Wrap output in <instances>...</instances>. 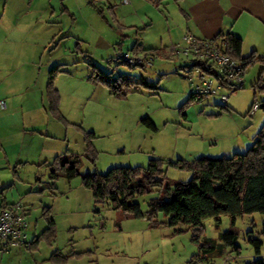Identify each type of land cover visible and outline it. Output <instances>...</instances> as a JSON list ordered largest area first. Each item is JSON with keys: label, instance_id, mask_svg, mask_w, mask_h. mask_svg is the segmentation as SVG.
<instances>
[{"label": "crops", "instance_id": "crops-1", "mask_svg": "<svg viewBox=\"0 0 264 264\" xmlns=\"http://www.w3.org/2000/svg\"><path fill=\"white\" fill-rule=\"evenodd\" d=\"M9 2L10 0H6L0 5L1 13L8 8ZM23 2V11L18 12L16 17H24L26 12L32 11L35 19L27 21L37 23L40 17L47 20L57 14L51 4L52 0ZM76 2L77 0H58L61 15L67 14L71 21L68 29L76 22L72 12ZM83 5L104 24H89L90 29L88 26L86 32L73 35L64 33L53 47L56 35L51 39H48V36H0V100L6 103L5 109L0 108V209L17 201L23 204L29 223L26 238L30 243L27 247H12L7 251L0 249V264H114L118 257L126 261L127 256H137L133 255V243L140 245L146 254L134 257L137 264H148L147 256L150 251L154 247L162 246L164 237L181 230L180 226L169 227L162 223L166 218L161 214L156 218L158 223L153 224L146 217L135 218L127 212L113 210L106 205L96 206L91 191L82 185L80 176H77L79 180H76L77 177L68 179L63 175L52 178V163L57 156L75 154L86 159V133H93L94 139L98 137L95 127H85L77 123L80 120V110L78 114L75 98L83 93L85 84L81 78L86 79L85 73L82 77L76 76L81 68L85 71V66L81 67L80 61L92 68V74L98 71L108 74L106 78L109 80H115L118 75L133 80V75L121 71L123 69L118 67L112 57L107 62L110 68L107 72L100 70L90 60H78L77 55L82 52L79 40L75 43L72 56L70 49L61 46L65 41H69V36H96L95 39L89 38L87 41L84 39L87 46L90 42L99 47L108 44L115 48V45L117 48L114 50L117 53L153 51L157 53L156 58H162L165 62L172 61L182 72L177 76L185 80V100L182 104L189 98L188 80L180 67L185 60L171 55L169 45L180 41L185 32L197 37H216L219 34L232 33L242 40V56L245 54L246 44L257 51V37L264 40V36L250 34L257 29L256 24L260 25L258 28L264 32V0H129L127 4L122 0H83ZM243 16L246 17L243 18L246 22L240 25L238 21ZM102 36H112L113 39L109 42ZM46 48L49 53L43 62ZM65 51L71 59L58 61V57L66 56L62 54L56 56L57 61H51V55ZM114 63L116 70H120L116 75L115 69H111ZM54 68L56 74L53 88L57 92V112L52 111L47 95L49 76ZM141 68L144 71L148 69ZM133 81L156 85L161 81V76L153 82L144 78L138 69L137 78ZM100 82L105 85L109 97L113 99H126L132 93L118 98L110 94L104 82ZM140 88L151 90L152 94H155L153 90L157 89L140 86L133 92ZM201 100L202 98L195 101ZM179 109L181 110V107ZM181 115L186 117L185 113ZM145 117L152 121L148 114L142 115L140 121ZM71 127L77 131V134H74L73 147L68 137ZM246 142L231 141L221 156L239 152ZM201 143L204 145V140H193L191 145H196L195 147L187 145L184 150L169 151L167 159L164 160L215 157L210 149L202 147ZM150 158L154 157L148 155L147 160ZM86 160L93 169L80 172L81 175L101 172L95 164ZM95 208L99 210L97 213ZM46 215L54 221V231L51 235L43 233L48 227ZM167 229H170L171 234Z\"/></svg>", "mask_w": 264, "mask_h": 264}, {"label": "rangeland", "instance_id": "rangeland-1", "mask_svg": "<svg viewBox=\"0 0 264 264\" xmlns=\"http://www.w3.org/2000/svg\"><path fill=\"white\" fill-rule=\"evenodd\" d=\"M5 1L0 0V5L2 6ZM23 1L10 0L5 12H0V36H48V39H51L52 36L56 35L53 47L60 41L64 33L73 35L78 32H86L88 26L90 29L89 24L93 26H97L96 23L104 24L101 23L96 14L88 11L89 8L83 5V0H77L76 7L72 8L76 22L71 25V29H68L69 22H71L68 15H61L58 0H52L51 3L57 11L56 15L47 18V20L40 17L37 23L27 21L35 19L32 11L26 12L24 17H16L18 12L23 11ZM243 18L246 17L243 16L238 21L240 25L246 22ZM108 19L111 22L110 17ZM255 26L257 29L250 34L252 36H264V32L258 28L260 25L256 24ZM244 28L246 29V26ZM104 29L108 30L107 27ZM94 37L96 36H69V41H65L61 46L67 50L70 49V54L73 56L75 43L79 40L82 52L78 53L80 57L77 55V59L90 60L104 72L109 71L107 62L112 57L114 62L118 63V67L123 69L121 71L133 75V80L137 78L138 69L144 78L153 82H156L161 76V81L156 84L157 89L153 90L155 94H152L151 90L140 88V90L132 91L126 99H113V97H109L105 85L94 78L91 72L92 68H88L87 63L85 65L82 60L80 61L81 67L85 66V71L81 68L77 71L76 76L82 77L85 73L86 79L81 78L85 84L83 93L75 98L78 114L80 110V120L77 123L81 126L97 129L98 137L93 139V145L97 151L95 166L101 172H106L111 166L129 164H140L147 167L148 155L149 157L167 159L169 151L184 150L187 145L195 147L196 145H191L193 140L197 142L204 140V145L201 143V146L209 148L215 157L221 156L225 147L229 146L233 140L247 141L241 146L239 152H245L248 145H251L252 136L258 132L264 122V111L261 107L255 113L250 114V108L254 101L260 104L264 102L262 61L264 58V40L257 37L256 41L258 42L255 44L257 51L252 50V46L248 47L246 44L243 57L253 53L255 59L245 65L244 86L230 94L226 104L228 109H225L217 95L204 96L201 101L182 104L185 100L183 94L185 80L177 76L182 72H180L178 65L172 61H167V63L158 57L154 66L145 71L137 66L128 68L131 65H125L116 59L117 51L114 49L117 47L115 45V48L108 44L99 47L90 42L87 46L84 39L87 41L89 38L95 39ZM102 37L109 42L113 39L112 36ZM49 45H51V41ZM45 51L43 62H45L44 59L47 57L49 49L46 48ZM62 54H66V56L59 58L58 56ZM51 56H53L51 61H57V57L58 61L71 59L67 51L65 53L56 52ZM116 63H114V67H111V69H115L114 75L120 71L116 70ZM184 64L189 63L182 62L180 67L183 69L185 68ZM71 70L73 71V69ZM260 77L262 78L257 86ZM183 113L186 115L185 118L181 115ZM145 114L151 116L156 126L155 131L147 128L140 121V117ZM68 133L73 147L75 145L74 134H77V131L71 127ZM87 169L92 170L93 167L82 157L79 171L85 172ZM166 176L169 180L175 181L187 180L191 174L186 170L168 168ZM76 180H79V177ZM156 195L157 192L153 191L137 198L142 210L146 209L149 199ZM263 222L264 215L260 212L236 216L235 220H232L228 215H221L218 221L215 218H207L202 221L198 242L192 241L193 235L198 234L197 230L180 225L181 230L174 231L173 235L164 237L162 246L154 247L150 251L147 256L148 264H251L257 257L264 259ZM167 232L171 234L170 229H167ZM226 232L234 234L232 244L225 241L224 233ZM254 239L261 242L258 249L253 242ZM208 240L210 242L205 245ZM133 245L135 250L133 255L137 256H127L126 261L118 257L114 264H137L134 257H140L142 253L144 256L146 255L140 245L135 243Z\"/></svg>", "mask_w": 264, "mask_h": 264}, {"label": "trees", "instance_id": "trees-1", "mask_svg": "<svg viewBox=\"0 0 264 264\" xmlns=\"http://www.w3.org/2000/svg\"><path fill=\"white\" fill-rule=\"evenodd\" d=\"M216 37L227 44L226 51L232 58L243 61L245 65L255 59L253 53L246 57L241 55L240 37L232 33L219 34ZM262 61L264 72V58ZM55 74L54 68L49 76L47 95L52 111L57 112V92L53 88ZM93 75L107 85L110 94L118 98L140 86L157 88L155 84L136 82L124 75H118L115 80L107 79L108 74L98 71H94ZM200 99H194L189 94L186 102ZM260 107L264 111V102ZM223 108L228 109L226 104ZM141 122L151 130H156L148 117L141 119ZM94 137L93 133H86L84 157L92 164H95L97 157L92 142ZM81 160V156L75 154L57 156L52 163V178L56 179L60 175L68 179L80 176L82 185L91 191L96 206L106 205L113 210L127 212L135 218L146 217L153 224L158 223L156 218L162 214L166 218L162 223L169 227L184 225L197 230L198 234L192 238L195 242L199 240L202 221L207 218L218 221L221 215H228L235 220L236 216L252 212L264 215V122L246 151L235 152L230 156H200L192 160L150 158L147 167L113 166L104 173L96 171L83 175L79 171ZM168 168L189 171L191 177L187 180H169L166 176ZM153 191L157 195L150 198L146 209L142 210L137 198ZM94 210L96 213L99 211L97 208ZM45 217L48 227L43 233L51 235L54 221L47 215ZM224 239L232 244L234 234L226 232ZM208 242L210 241L205 245ZM253 242L258 249L260 240L254 239ZM251 264H264V259L257 257Z\"/></svg>", "mask_w": 264, "mask_h": 264}, {"label": "built area", "instance_id": "built-area-1", "mask_svg": "<svg viewBox=\"0 0 264 264\" xmlns=\"http://www.w3.org/2000/svg\"><path fill=\"white\" fill-rule=\"evenodd\" d=\"M129 3V0H122ZM227 44L217 37H197L185 32L181 40L169 45V52L175 57H182L189 64L185 65L189 84V94L194 99L217 95L221 103L227 104L230 94L244 86L245 64L232 58L226 51ZM157 53L118 52L116 59L126 65L149 68L153 66ZM260 107L254 101L250 113ZM0 108L6 103L0 100ZM27 212L23 204L17 201L0 209V249L7 251L12 247H27L28 228Z\"/></svg>", "mask_w": 264, "mask_h": 264}]
</instances>
